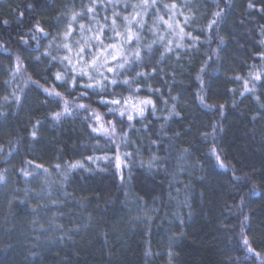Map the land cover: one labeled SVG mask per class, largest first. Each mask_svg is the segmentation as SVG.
Wrapping results in <instances>:
<instances>
[{
    "label": "trees",
    "instance_id": "16d2710c",
    "mask_svg": "<svg viewBox=\"0 0 264 264\" xmlns=\"http://www.w3.org/2000/svg\"><path fill=\"white\" fill-rule=\"evenodd\" d=\"M90 4L0 0V264H261L264 0H148L146 9L144 0H97L87 12ZM113 11L140 13L144 26L131 25L138 43L109 31ZM102 26L121 58L140 51V61L116 69L132 89L97 94L78 75L77 87L62 86L63 58L78 72L77 42L87 51ZM118 62L109 56V66ZM136 72L147 75L134 80ZM33 82L55 87L70 114L54 120L63 103ZM137 87L155 105L143 118L128 121L100 102ZM108 120L114 136L92 131ZM116 156L127 166L117 169Z\"/></svg>",
    "mask_w": 264,
    "mask_h": 264
},
{
    "label": "snow or ice",
    "instance_id": "6c2138e0",
    "mask_svg": "<svg viewBox=\"0 0 264 264\" xmlns=\"http://www.w3.org/2000/svg\"><path fill=\"white\" fill-rule=\"evenodd\" d=\"M107 2L113 3V0H107ZM155 3H156V0H152V4L155 5ZM96 6H97V0H91V4L90 6L87 7L86 11L95 12ZM99 6L104 10H106L107 8V4H100ZM147 6H148V0H144L145 9L147 8ZM114 7H115V4H114ZM125 7H127V5H125ZM133 7H136V6H133ZM172 7L174 8L176 7V5L173 4ZM249 7L251 8L253 7V5L249 4ZM20 15L21 17L23 16L22 13ZM78 15H82V14L75 13L72 16V20L76 21V18ZM139 15L140 13H136L130 20L127 15L120 17V13L113 11L112 13L113 18L111 20V24L107 25V21H108L107 16L104 17V20L106 22L107 27L109 28V31L115 33V37H121L123 43L131 44L134 38L136 39L137 43L139 42V36L135 32L132 31V28H131L132 23L135 22L138 28H142L144 26L142 20H136V16H139ZM215 15L219 17L221 13L217 12L215 13ZM117 17H120V19L127 22V26L125 27L126 35H122L120 30L115 27L117 24ZM3 23L7 25L8 22L5 20L3 21ZM165 23L167 22L165 21ZM212 23H216V21L214 20ZM35 27L43 32V29L39 27V24H37ZM84 27L85 25L83 23L79 24V28L81 30H83ZM169 27H171V25H169ZM69 28H71V24H69ZM97 32L98 34L94 37L96 43L89 44L88 41H85V44H87V51H85V47L83 45H79V42H77L79 46V51L76 53L77 63H82V67L79 69V71L77 72V69L74 66L69 67L70 65H72V60L69 59L68 56H65L63 59L68 62L67 65H65L67 71L63 75L60 72H57L55 75L56 80L62 81V86L70 85L71 87L75 88L78 85V80H77V75H78L80 77L79 87L83 89L91 88L95 92H97V94L106 92L108 88L115 86L119 83L128 84L129 89L131 90L133 87L132 84H129V81L127 79L121 80L120 73L116 72V69H124L126 64L136 63L140 61L141 56H140L139 49L137 48V50L134 53V56H135L134 60H130L128 56H123L121 58L118 55V53L120 52V49L117 47V43L113 42V39H114L113 36L111 35L105 36V39L109 41L108 44H105L104 40L101 39V36L104 35V27L102 26L101 28H99ZM45 35H47V33H45ZM67 35H70V32H66L65 36ZM35 38L36 37L33 36V39ZM89 39H93V38L90 37ZM122 46L123 44H121V47ZM148 47L151 48V45H149ZM65 48H69V46L65 44ZM93 48H95L96 51H93ZM109 49H111V51H109ZM69 51L71 52L72 49L69 48ZM105 53L107 54L105 55ZM45 55H47V53ZM109 56L111 57L112 61H119V62L116 63L114 66H109ZM101 57L103 58L101 59ZM52 59H55V57H52ZM89 68L92 69L91 72L88 70ZM133 71H135L134 68L128 69L129 73ZM153 71H155V69H153ZM106 73H113V75L109 76ZM146 75L147 74L145 73L136 72V77L134 78V80L140 77H146ZM85 76L87 77L86 82L83 81V77ZM256 79L259 80L260 77L257 76ZM33 83H36L37 87L43 90L47 98H51L55 103H58V104L61 102L63 103L62 111L55 112L53 114L54 120L59 121L62 118V116H64L65 114H70L68 100L64 98L60 92L56 91L55 87L44 88L42 85H39L38 82H33ZM149 90L151 91V89ZM139 92H140V89L138 87L134 89V92H132V94L126 97L123 95L117 96L116 93L113 92L111 94V99H104L102 97L100 102L103 104H107V105L117 106L115 108L110 107L109 112L113 115L118 114L119 117L126 118L128 121L133 120L135 116H139L140 118H143L146 108L151 106L153 111H155V105L152 99L147 98V97L141 98L140 96L135 95L136 93H139ZM81 95H85V93L82 92ZM134 97H135V102H134ZM199 99L201 103H204L203 96H200ZM17 100H19V97H17ZM77 107L85 108V105L78 104ZM94 115L97 121L101 119L99 114L94 113ZM107 124H108V127H105V125L101 123L98 128L93 127L92 131L102 132L105 136H109V137L114 136L116 133L115 124L112 122V120H108ZM35 134L36 133L34 131L32 135L35 136ZM213 151L215 152V149H213ZM128 155L130 154L125 153V156H128ZM216 159L217 160L220 159L219 155L216 156ZM127 163H128L127 161H122L120 156L115 157V167L117 169H120L122 164L127 166ZM78 166L83 167V165H80L79 162H77L76 164L70 165V167L73 169ZM221 166H223L222 163H221ZM0 180H3L2 175H0ZM243 243L247 247V251L249 253L254 252V249L249 245V242L246 238L244 239ZM255 255L259 256L260 254L257 252L255 253ZM261 264H264V260H262Z\"/></svg>",
    "mask_w": 264,
    "mask_h": 264
}]
</instances>
